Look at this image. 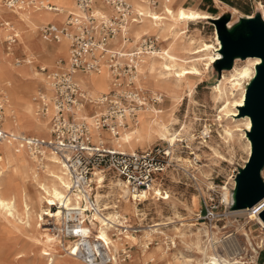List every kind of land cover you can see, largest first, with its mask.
<instances>
[{
  "label": "rangeland",
  "instance_id": "rangeland-1",
  "mask_svg": "<svg viewBox=\"0 0 264 264\" xmlns=\"http://www.w3.org/2000/svg\"><path fill=\"white\" fill-rule=\"evenodd\" d=\"M3 1L0 3V14L2 9H4L1 8ZM49 1L57 2V6L59 5L57 8L67 6L65 4L67 0ZM163 3L164 0H160V3L157 0L154 9L149 6L154 12L158 13L161 12ZM180 6L204 11L213 19L225 20L223 26L227 23L232 26L240 18L247 19L250 17H258L264 23V0H174L172 7L177 8ZM212 9L214 10L213 12H208V10ZM49 12L58 14V12ZM63 12L66 14V11ZM6 16L12 22L10 16ZM2 18L8 20L3 16ZM142 18L140 23L135 25H140ZM34 22L35 24H30L32 30L31 26L28 27V30L33 36L31 40L36 44V47H32L28 52V54H32L33 58L30 59L31 64L27 66L26 70H24L26 68L24 63L20 66L15 64V61L22 63V59L25 57L22 48L18 44L19 36L12 47L13 56L5 55L2 43L3 38L0 37V47L3 50V52L0 51V59L2 58L0 67L9 65L14 69L19 68L25 72V74L20 75L21 77L8 79V81H6V78H0V88H5L11 109L13 112L15 111V116H8L5 122H2L3 126L9 121L17 122L20 117L21 103L14 99L12 94L13 84H26L30 81L29 75L31 72H36L38 76H41L37 71V66L50 67L55 60L66 56L67 44H65L64 53L54 56L55 48L63 42L53 44L40 39L37 33V26L47 22ZM56 24L60 23L57 22ZM14 26L18 33V26ZM214 27L215 24L212 21L200 19L187 24V33L191 35L193 40L202 41L217 48L218 43ZM133 29L134 25L131 26V31ZM138 30L140 32L139 36L137 38L132 37L133 40L140 38L143 34H148L145 37L149 38H156L155 36H157L158 39L154 42V50L144 60V67L148 70V77L141 82L145 87L142 86L141 89L148 100L146 101L144 112L141 110L135 122L137 124L140 118L148 119L151 117L148 113L158 111L171 124L169 125V133L166 134V140L163 141L156 138L149 143L133 141L130 143V150L125 149L126 152H132L134 150L154 149L157 147L160 151L165 149L168 154L165 157L164 171L160 175V179L155 181L157 186L153 188L152 193L144 201L136 205V212L133 211L132 206L126 207L125 200L127 198L122 191L123 188L120 186L119 189L117 184L120 182L115 180L116 178L111 173H104V175L102 174L103 176L94 180L95 184L102 186L99 193L104 195L99 201V206H102L100 214L105 216L119 215L122 219L125 218V225L118 218L115 219V222L123 225V228L128 226V230L120 235L112 225L105 226L107 236L113 244H110V250L117 252L116 255H119V250L122 248L129 249L130 258L117 264H210L213 259V250L219 256H224L221 249L225 248L221 242L223 241V236L229 231L235 234L234 237H236L240 248L246 252V255L255 249L259 252L257 264H264V229L257 222L248 223L250 220L246 215H232L231 212V216L225 219V227L221 228L215 225L210 233L209 229L201 224L199 220H196L195 217L202 209V199H206L211 194L217 198L221 197V195L224 197V190L230 191L233 186V177L248 156V146L243 138L245 136V122L240 118H235L236 122H228V119L221 112L226 103H231L239 98V91H235L233 95H230L228 85H221V95L219 96L213 89L218 87L222 71L228 69L216 70L211 64L203 78V82L197 84L194 90L190 92L191 94L179 91L176 93V98H172L168 91L165 92L160 87L152 85V77L148 68L149 56H154L155 58L158 54V56L164 55L162 49H164L167 41H164L158 33H153L148 29L138 28ZM134 44L129 45L128 48ZM199 45L196 43L191 49L194 48L195 50ZM3 53L5 60L2 57ZM247 61V59L240 60L235 65L237 68H243L248 65ZM103 75H95L93 77L100 78ZM83 76L79 77L83 80ZM169 78L167 77V79ZM85 83L93 93L109 90V85L106 88L93 90L90 83ZM41 86L42 83L36 81L30 89H24L25 93H23V96L29 104L30 120L32 121L35 120V116L32 111L31 99L35 91ZM150 98H156L158 102H153ZM135 125L123 131H130ZM202 127L203 130L207 128L210 130V136L205 141H201L198 138ZM101 133L104 142L113 145L112 135L106 132ZM34 136L46 138L48 136L47 129L45 128L41 131L40 135L36 134ZM1 158L3 159L2 156ZM0 164L3 165L2 162ZM42 170V167L41 169L39 168L40 173ZM45 175L43 174V176ZM260 176L264 183V166L261 169ZM39 182L44 183L42 178H40ZM37 187L35 183L29 182L25 191L27 194L26 202L35 217V220L30 221V225L25 227V231L27 230L26 232L35 237L34 227L38 233H41L44 227H58L54 223L55 217L60 218L62 213L56 201H52L51 204L49 200H40L38 198ZM119 195H122V198L117 199ZM129 201L133 202L131 199ZM46 205H52L50 210H48L49 207ZM158 223L165 225L157 226L152 230L148 229ZM42 224L44 225L41 226ZM94 224V227H91L93 230L91 235H96L97 237L99 223L96 222ZM83 225L86 226L87 222L84 221ZM122 231L123 229H121ZM132 237H135V243ZM59 241L54 243L47 242L49 248L43 250L28 238L16 234L0 222V264H82L78 260L67 257L61 247L62 241ZM211 242H214L213 245H210ZM224 259L226 261L229 259L226 254Z\"/></svg>",
  "mask_w": 264,
  "mask_h": 264
},
{
  "label": "built area",
  "instance_id": "built-area-1",
  "mask_svg": "<svg viewBox=\"0 0 264 264\" xmlns=\"http://www.w3.org/2000/svg\"><path fill=\"white\" fill-rule=\"evenodd\" d=\"M21 1L4 0L3 6L12 8L20 5ZM72 1L75 12L68 13L63 24L47 22L37 29L43 41L58 43L61 38L67 40L65 59L55 60L50 67L37 66L47 91L44 87L35 91L32 96L33 110L36 116H47L48 136L40 138L10 134L0 127V142L8 139L17 148L24 149L36 162L44 161L46 152L56 157L67 180L64 194L70 195V203L61 208V223L55 227V234L68 255L82 264H117L130 258L129 249L122 248L116 255L117 252L110 250L109 244L91 235L93 230L87 222L94 209L101 212L99 201L104 196L99 193L102 186L92 181L93 173H111L123 183L127 198L139 204L157 186L155 181L164 171L166 154L157 147L132 152L118 151L107 146L99 134L93 140L90 128L117 136L118 128L125 129L128 123L134 121L137 111L148 100L143 90L135 84L136 68L140 57L154 50L156 39L142 36L130 48L124 46V43L132 40L128 26L137 23L141 17L127 0H102L106 12L93 8L94 0ZM148 4L153 8L157 0H148ZM48 9L54 11L49 4ZM0 27L6 30L2 40L4 51L10 53L17 35L6 20L0 21ZM116 43L120 46L114 47ZM15 63L19 64L18 61ZM100 64L107 69L109 90L92 98L76 76L97 72ZM151 100L158 102L156 98ZM6 103V95L0 89V125ZM84 115H88L90 124L85 121ZM203 127L198 136L201 141L210 136V130L207 127L203 130ZM232 188L228 202L213 194L202 199V209L195 216L196 220L208 229L215 225L225 227V219L233 211ZM74 196H78V200ZM253 205L249 207L250 214L257 212L258 207L253 208ZM46 206L50 210L52 205ZM118 220L125 225V218L118 216ZM84 221L87 222L86 226L83 225ZM123 229L128 230V227ZM234 235L231 231L227 232L223 241ZM221 250L225 255L223 248ZM258 254L253 249L246 255L241 248L237 255L239 264H257Z\"/></svg>",
  "mask_w": 264,
  "mask_h": 264
},
{
  "label": "bare ground",
  "instance_id": "bare-ground-1",
  "mask_svg": "<svg viewBox=\"0 0 264 264\" xmlns=\"http://www.w3.org/2000/svg\"><path fill=\"white\" fill-rule=\"evenodd\" d=\"M127 1L132 5L134 10H136L137 12H139V14H141L140 19L143 17L140 25H135L140 23V19H139L137 23L130 24L128 26L127 29L130 33V36L133 38H137L140 33L138 28L144 30L148 29L153 33L156 34L158 33L164 39V41H167L166 42L167 44L165 45L164 49H162L164 51V55L158 56L159 55L158 54L157 55L158 57L157 56H156L157 58L155 57L156 59L154 58V56H149L148 58L149 59L148 68L150 70V76L152 77V83H153L152 85L160 87L165 92L168 91L171 94L172 98H176V93L179 91H183L184 93L188 92L189 94H191L190 92L194 90L196 85L203 82V78L205 77L207 70L211 66V64H213L216 60L220 58V53H219L220 44L217 39V36H216V41L218 43L217 48L216 46L208 45L206 43H203L202 41L197 42L193 40L191 35H188L187 33L188 32L187 24L193 23L196 20H200V19H206L207 21H209L213 18H211V16L204 11L195 10L190 7L180 6L177 8H173L172 4L174 0H170V1L164 0L161 12L158 13L154 12L151 9V7L148 4V0H131L132 2L130 0ZM1 2L2 0H0V3ZM50 3L53 4L52 6L54 8V11L48 9V4ZM65 4H67L66 7L65 6L62 7L60 5L62 8L60 7L57 8L58 6L54 2H51L49 0H22L20 5L13 6L12 8H6L3 5H1L2 6L1 8L4 9H2L1 11L0 18H2V16L6 17L5 15H8L12 19V22L10 21L9 18L8 21L11 24V29L16 33L17 37L19 36L18 44L22 48V51L24 52L23 54L25 56L22 59V63H19L16 66H20L21 64L24 63L26 66L24 70H26L28 68L27 64L30 63V59L33 58L32 54H28L29 50L32 49V47L34 48L36 47V44L31 40L33 39V36L32 34H30V31L28 30V27L31 26L30 24L32 25L35 24L34 21H46V22H51L53 24H56L57 22L60 23L56 25L63 24L64 22L63 20H65L66 15L68 13L75 12V8L72 0H67ZM49 11L53 13L58 12V14H51ZM63 11H66L65 12L66 14H64ZM61 21L63 22L61 23ZM12 23L18 26L19 28L18 33L17 30L15 29V26ZM41 25L42 24H39L37 28H39ZM133 25H134V29L131 31V26ZM230 27H231L230 23H227L225 25V28L228 30L230 29ZM30 28L32 30V26ZM5 31H6L5 29L0 27V37L2 38L5 37L6 35ZM146 35L148 34H143L141 35V37ZM141 37L136 40H133L132 38V42L124 43V46L129 47V45L138 42L141 39ZM155 37H156L155 39L157 40L158 37L157 36ZM61 42L63 43L55 48L53 54L54 56L64 53L65 44H67V40L65 38H61L58 43ZM196 43L200 45L195 50L194 48L191 49L192 46H194ZM148 54L142 55L140 57V61L136 68L137 76L135 77V84L140 89L143 86L141 82L144 79H147L148 77V70L144 67V60L148 56ZM5 55L9 56L8 53H5ZM5 55L4 53L2 54L4 60H5ZM246 59L248 60L247 61L248 65L243 68H237V66L235 65L236 62ZM258 63L260 62L257 57H247L245 59L235 58L233 60V64L231 65V67L228 70L222 71L221 73L222 77L218 87L213 88L214 91L217 92L219 96L221 95V85H228V90L230 95H233L235 91H239V98L231 103L230 102L226 103L223 109L221 110V112H223V116L228 119V122H236L235 118L243 119V121L245 122V126H244L245 131L249 130L250 121L247 116H240L238 112V108L243 105L245 86L252 78L254 74V67ZM1 68L5 70H2ZM21 74H25V72H23L20 69H14L9 65L0 67V78H6V81H8V79H15L17 77H21L20 76ZM101 74L104 75L101 76L100 78L93 77L95 75H101ZM150 76H149V80H150ZM29 77H30L29 78L30 81L27 82L26 84H15V83L13 84L12 94L14 96V99L15 101H19L21 103L20 117L17 122L9 121L4 126L2 125V122H5V119L8 116L13 117L15 111L13 112L11 109V105L9 103V98L7 96V92L5 88H0L5 93L7 99V103L5 104V107L3 109V117L0 125L1 129L4 132L10 134L40 135L41 131H43L45 128L47 129L48 132L47 116L41 118L34 114V110H33L34 105L32 99H31V106H32L33 115L35 116V120L34 121L30 120L29 104L25 100V97L23 96V93H25L24 89L25 88L30 89L32 84H34L36 81L42 83L41 87H44L45 89L46 87L42 76H38L36 72H31ZM167 77L170 78L167 79ZM77 80L85 88L87 94L90 97L94 98L99 94L105 92L93 93L85 82L90 83L91 88L93 90L102 89L104 87L106 88L108 87L109 75L106 67L103 64H100V67L98 68L97 72H91L84 75L83 80L79 76H77ZM145 106L146 103L142 108H140L137 111L134 121L128 123V127L125 129H128L130 126L136 124L135 121H137V117L139 113H141V110L142 112H144ZM148 114L151 116L150 118L148 119L140 118L139 122L137 123L138 125L136 124L135 127L130 131H123L125 129L118 128L116 130L117 136H112L113 145H109L108 143L107 144L111 146L113 149H116L121 152H126L125 149L130 150L129 149L130 143L133 141L149 143L156 138L163 141L166 140V134L169 133V125L171 124V122H167L169 120L165 119L163 115H160L158 111H154ZM83 117L87 123L89 124L91 123V120L88 117V115H84ZM90 131L93 140H96L97 134L101 133L92 128H90ZM243 138L247 143L248 153H249V142L246 136H244ZM164 152L168 156L165 149ZM0 156L3 157V159L0 160L3 163V165L0 164V222H2L4 225L10 228L16 234L28 238L32 243L40 246L41 249L44 250L46 248H49L47 242H52L54 240L52 242L54 243L56 241H59L57 234H55V230H56L55 226L54 228L44 227L42 228L41 233H38V231L35 230L34 227L36 237L32 236L29 232H26L27 230L25 231V227L30 225V221L35 220L34 214L26 202L27 194L25 193V191L29 182L35 183L38 186L37 195L40 200L43 199L49 200L51 201V204L52 201H56L59 209L68 206V203H70V198H69L70 195L68 196L67 194H64L68 184H67V180L65 181L66 178L64 177L63 172H61L62 168L60 167L56 157L52 153L46 152L43 155L44 161L36 162L34 158L28 155V153L24 149L17 148L8 139H4L3 141L0 142ZM34 162L37 165L36 168ZM57 165L61 168V170ZM41 167L43 168V170L40 173L39 168L41 169ZM43 174L46 175L43 176ZM100 176H102L101 173L94 172L92 181L94 182V180ZM40 178L43 179L44 183L39 182ZM115 180H118L120 182L117 185H119V189L120 186H122L123 189L122 188L121 189L123 193L126 195V191L124 189L123 183L119 179H115ZM223 195L224 197H222V195L221 197L224 200H227L228 202L230 199V191L224 190ZM74 198L78 200V196H74ZM119 198H122V195H119ZM263 201L264 198L260 199L258 202H256L253 205V208L258 207L257 212L254 214H250L249 207L239 210H233L231 211L232 212L231 214L246 215V217L250 220L248 223L257 222V224L262 229H264V224L259 218V213L264 209V205L261 206V203ZM125 204L126 207L132 206L133 211L136 212L137 204L135 202L131 203L127 198L125 200ZM100 210L102 211V209ZM118 216L119 215L105 216L100 214L99 212H97V210L94 209L93 214H91V219L87 218V222L91 227H94L93 222L99 223L97 238L103 241L105 244H109V246H111L113 244L107 236L105 226L109 224L112 225V227L116 228L115 231L119 232V235L126 231L125 230L121 232V229H123V225L115 222V219H117ZM61 218H62V213L60 218L55 217L54 223L56 225H59L61 223ZM43 225L44 224H42L41 226ZM160 225H165V224L162 223L154 224L150 226L148 229L152 230L153 228H156L157 226ZM209 231L211 233L212 229H209ZM132 240L135 243L136 240L135 237H132ZM222 242H223L222 243L223 247L225 248L223 249L224 253L226 252L225 254L229 258L228 261L224 259L225 255L223 257L219 256L213 250L212 251L213 259L212 261L210 260L211 261L210 264H239V260H238L239 258L237 255L240 254L241 248L236 240V237L231 236L230 239ZM213 243L214 242H211L210 245H213ZM61 247L62 250L65 252L66 256L71 258L68 255L66 249L63 247V245ZM71 259L75 260L74 258ZM176 262H178V260H176Z\"/></svg>",
  "mask_w": 264,
  "mask_h": 264
},
{
  "label": "water",
  "instance_id": "water-1",
  "mask_svg": "<svg viewBox=\"0 0 264 264\" xmlns=\"http://www.w3.org/2000/svg\"><path fill=\"white\" fill-rule=\"evenodd\" d=\"M220 44V58L213 63L216 70L229 69L233 59L257 57L254 74L245 86L243 105L238 108L240 116L250 121L245 136L249 153L242 167L233 177L232 210L251 207L264 196V183L260 172L264 166V23L258 18H240L230 29L224 21L211 19ZM264 224V209L259 213Z\"/></svg>",
  "mask_w": 264,
  "mask_h": 264
},
{
  "label": "crops",
  "instance_id": "crops-1",
  "mask_svg": "<svg viewBox=\"0 0 264 264\" xmlns=\"http://www.w3.org/2000/svg\"><path fill=\"white\" fill-rule=\"evenodd\" d=\"M56 5H57V2H54ZM49 5H51V4H49ZM59 6V5H58ZM93 8H95L97 11H104V12H106L107 10H106V7L103 5V3H102V0H94V5H93ZM155 7H153V9H154ZM72 11V10H71ZM6 16V15H5ZM7 17V16H6ZM5 17V18H6ZM7 19H8V17H7ZM6 19H3V18H0V21H5ZM6 21H8V20H6ZM9 22V21H8ZM128 33H129V31H128ZM130 34V33H129ZM43 41V40H42ZM44 42H46V41H44ZM47 43H53V42H47ZM53 44H55V43H53ZM120 46V44H118V43H116L115 45H114V47H119ZM126 47V46H125ZM50 48V47H49ZM127 48V47H126ZM0 51L1 52H3V50L1 49V47H0ZM13 50H12V48H11V52L9 53V55L10 56H13ZM6 53V52H5ZM66 58V57H65ZM65 58H58V59H65ZM54 63V62H53ZM29 64H31V62L30 63H28L27 65H29ZM16 69V68H15ZM17 69H19V68H17ZM77 76H81V75H77ZM76 76V77H77ZM83 76V75H82ZM109 85V84H108ZM103 92V91H102ZM102 132H104V131H102ZM99 135L101 136V138L103 139V136L101 135V133H99ZM103 141H104V139H103ZM106 145L107 146H109L107 143H106ZM111 147V146H110ZM0 160H2V158H1V156H0ZM1 162V161H0Z\"/></svg>",
  "mask_w": 264,
  "mask_h": 264
},
{
  "label": "trees",
  "instance_id": "trees-1",
  "mask_svg": "<svg viewBox=\"0 0 264 264\" xmlns=\"http://www.w3.org/2000/svg\"><path fill=\"white\" fill-rule=\"evenodd\" d=\"M214 10L212 9V10H208V12H213Z\"/></svg>",
  "mask_w": 264,
  "mask_h": 264
}]
</instances>
